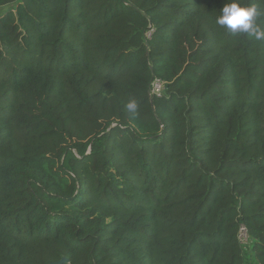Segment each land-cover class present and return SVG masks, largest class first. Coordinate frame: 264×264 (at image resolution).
Segmentation results:
<instances>
[{"label": "trees", "instance_id": "16d2710c", "mask_svg": "<svg viewBox=\"0 0 264 264\" xmlns=\"http://www.w3.org/2000/svg\"><path fill=\"white\" fill-rule=\"evenodd\" d=\"M226 2L0 0V264H264V39Z\"/></svg>", "mask_w": 264, "mask_h": 264}, {"label": "clouds", "instance_id": "9594fccd", "mask_svg": "<svg viewBox=\"0 0 264 264\" xmlns=\"http://www.w3.org/2000/svg\"><path fill=\"white\" fill-rule=\"evenodd\" d=\"M220 13L216 24L226 28L233 35L246 33L256 40L264 39V30L256 24L259 12L255 5L246 6L241 3V0H227ZM126 108L135 115L138 105L134 100H130Z\"/></svg>", "mask_w": 264, "mask_h": 264}, {"label": "built area", "instance_id": "2783aa9c", "mask_svg": "<svg viewBox=\"0 0 264 264\" xmlns=\"http://www.w3.org/2000/svg\"><path fill=\"white\" fill-rule=\"evenodd\" d=\"M151 34H149V37ZM165 91V83L159 79H156L152 84V94L155 96H161Z\"/></svg>", "mask_w": 264, "mask_h": 264}, {"label": "rangeland", "instance_id": "374dc122", "mask_svg": "<svg viewBox=\"0 0 264 264\" xmlns=\"http://www.w3.org/2000/svg\"><path fill=\"white\" fill-rule=\"evenodd\" d=\"M240 239L243 244H247V236L244 231L242 232V235H240Z\"/></svg>", "mask_w": 264, "mask_h": 264}, {"label": "water", "instance_id": "95a60500", "mask_svg": "<svg viewBox=\"0 0 264 264\" xmlns=\"http://www.w3.org/2000/svg\"><path fill=\"white\" fill-rule=\"evenodd\" d=\"M65 263H67V260L63 259V260H61L59 262H54V263H51V264H65Z\"/></svg>", "mask_w": 264, "mask_h": 264}]
</instances>
